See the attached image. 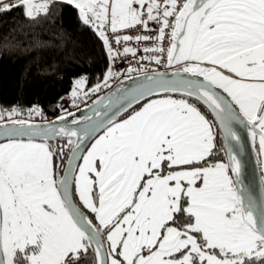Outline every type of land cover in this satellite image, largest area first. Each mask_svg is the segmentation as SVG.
Here are the masks:
<instances>
[{"label": "snow or ice", "instance_id": "snow-or-ice-1", "mask_svg": "<svg viewBox=\"0 0 264 264\" xmlns=\"http://www.w3.org/2000/svg\"><path fill=\"white\" fill-rule=\"evenodd\" d=\"M57 2L109 57L90 93L143 79L83 123L0 109V264H264V191L244 186L234 127L264 168V0H0V12L36 20ZM118 60L130 66L114 71Z\"/></svg>", "mask_w": 264, "mask_h": 264}, {"label": "trees", "instance_id": "trees-1", "mask_svg": "<svg viewBox=\"0 0 264 264\" xmlns=\"http://www.w3.org/2000/svg\"><path fill=\"white\" fill-rule=\"evenodd\" d=\"M109 67L102 40L81 24L73 7L57 2L49 8L47 16L41 15L36 20L26 18L22 8L0 12V109L15 106L26 112L38 107L42 111V119L53 120L59 116L61 99L72 96L79 78L84 77L87 83L80 97L73 100V109L91 99L88 104L93 103L96 96L104 93L108 88H102L95 94L89 90L102 83ZM85 92H89L87 97L83 96ZM171 95L181 98L180 94ZM208 118L212 119L211 114ZM217 139L221 140L222 134ZM57 144L64 145L65 140H56L51 145ZM69 155L70 151L65 149L58 161V165L62 163L61 168H64ZM221 157L227 162L223 149ZM84 264H89V261Z\"/></svg>", "mask_w": 264, "mask_h": 264}, {"label": "water", "instance_id": "water-1", "mask_svg": "<svg viewBox=\"0 0 264 264\" xmlns=\"http://www.w3.org/2000/svg\"><path fill=\"white\" fill-rule=\"evenodd\" d=\"M167 71L171 73L174 70H167ZM142 79H143V74L132 77L131 79L124 80L116 84L115 86L107 90L106 92H104L96 101L101 100L104 97L112 95L117 89V87L130 88L134 85L135 82H138L139 80H142ZM176 94H179V93H176ZM96 101L88 105L84 109L76 112L75 117L80 119L81 122L83 123L84 122L83 118L86 116H91L93 109H98V110L103 111V109L100 107V105L96 103ZM105 103H107L106 100H105ZM136 106L138 105H134V107ZM130 109L131 108H129L127 111H129ZM126 112H124L122 115H124ZM72 119H73L72 116L67 117V122L70 123ZM93 119H95V117H93ZM49 123L57 124V125H64L66 121H61L57 119V120H53L50 122L35 123V124L43 126ZM71 126L75 127V125H71ZM234 127L238 135L241 137L242 147L237 148L236 153L238 155V158L241 159L242 161V180H243L244 186L252 190L253 193L256 194L257 196H259L261 192L264 191V181L262 180L263 176H262L260 165H259V162L256 156L255 148L251 142V137L247 129H245L242 125H235ZM59 139H63V138H53L50 141V143L53 141L59 140ZM36 141H41V140L37 139ZM0 142H3V141H0ZM70 155H71V152H70ZM67 165H68V159L64 166L65 170L67 168Z\"/></svg>", "mask_w": 264, "mask_h": 264}, {"label": "built area", "instance_id": "built-area-1", "mask_svg": "<svg viewBox=\"0 0 264 264\" xmlns=\"http://www.w3.org/2000/svg\"><path fill=\"white\" fill-rule=\"evenodd\" d=\"M144 34H146V35H154V33H149V32H145ZM131 46H135V45H131ZM144 46L145 45L143 43H141L139 45L140 48H143ZM137 55L139 56V55H141V53L138 52ZM129 59H130V57H129ZM129 66H130L129 63L126 60H118V61H116L115 65H114V70H121V69L124 70L125 68H127ZM131 66H136V62L134 60L131 61ZM149 67H157V66H155V65H149ZM158 70L159 71H164V70H167V69H165L164 67L161 66V67H159ZM136 75L137 74H133V76H136ZM124 79H126V78H121L120 80H114L112 82L113 83H118V82H120L121 80H124ZM70 105H71V98L70 97H64V98H62L61 101H60V114L61 115H64L65 112H69L70 111ZM18 118H27V116L18 117ZM35 119L38 120V117H36L35 115H33L31 117V120L33 121Z\"/></svg>", "mask_w": 264, "mask_h": 264}, {"label": "rangeland", "instance_id": "rangeland-1", "mask_svg": "<svg viewBox=\"0 0 264 264\" xmlns=\"http://www.w3.org/2000/svg\"><path fill=\"white\" fill-rule=\"evenodd\" d=\"M9 0H5V2H8ZM80 79H85L84 77H82V78H79L78 80H80ZM86 83H87V81H86V79H85V84H84V86H83V88L82 89H79L78 91L80 92V94H82V91L85 89V87H86ZM74 89H76V82H75V88ZM73 89V90H74ZM173 97V96H172ZM173 98H175V97H173ZM36 142H41V141H36ZM255 150H256V148H255ZM260 167H261V171H262V174H263V177H264V168H262V166L260 165Z\"/></svg>", "mask_w": 264, "mask_h": 264}, {"label": "flooded vegetation", "instance_id": "flooded-vegetation-1", "mask_svg": "<svg viewBox=\"0 0 264 264\" xmlns=\"http://www.w3.org/2000/svg\"><path fill=\"white\" fill-rule=\"evenodd\" d=\"M61 140V139H60ZM50 144H52V143H50ZM61 162V161H60ZM62 163H60L59 165H58V167H60V165H61ZM61 168V167H60ZM64 169V168H63ZM60 175H62V172L61 173H59Z\"/></svg>", "mask_w": 264, "mask_h": 264}, {"label": "bare ground", "instance_id": "bare-ground-1", "mask_svg": "<svg viewBox=\"0 0 264 264\" xmlns=\"http://www.w3.org/2000/svg\"><path fill=\"white\" fill-rule=\"evenodd\" d=\"M99 96V95H98ZM97 97V96H96Z\"/></svg>", "mask_w": 264, "mask_h": 264}]
</instances>
